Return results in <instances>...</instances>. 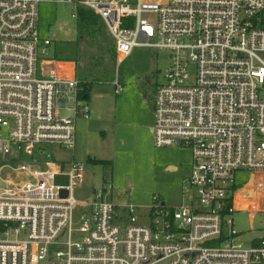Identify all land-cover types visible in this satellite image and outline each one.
Wrapping results in <instances>:
<instances>
[{
	"label": "built area",
	"instance_id": "2783aa9c",
	"mask_svg": "<svg viewBox=\"0 0 264 264\" xmlns=\"http://www.w3.org/2000/svg\"><path fill=\"white\" fill-rule=\"evenodd\" d=\"M42 1L96 12L118 61L135 46L168 52L152 133L191 150L177 205L153 195L141 223V206L105 186L75 199L83 162L43 144L74 148L89 83L46 56ZM0 180V264H264V235L244 245L230 217L264 211V0H0Z\"/></svg>",
	"mask_w": 264,
	"mask_h": 264
},
{
	"label": "rangeland",
	"instance_id": "374dc122",
	"mask_svg": "<svg viewBox=\"0 0 264 264\" xmlns=\"http://www.w3.org/2000/svg\"><path fill=\"white\" fill-rule=\"evenodd\" d=\"M38 31L42 38L51 40L47 57L74 60L77 76L91 82L90 114L86 119H76L74 148L43 144L55 161L83 162V176L74 188L75 199L87 201L93 187L105 186L107 197L114 202L130 201L141 206V223L153 195H159L167 205H177L182 179L191 170V150L184 145L156 146L150 130L152 94L154 86L164 81L168 52L135 46L118 61L114 39L104 20L90 8L74 10L72 4L62 2L39 3ZM115 81L122 86L119 93L114 91ZM88 158L110 163H91ZM247 177L248 172L237 173L239 187ZM78 210L76 206L75 218ZM230 217L237 240L244 245L264 235V211L236 210Z\"/></svg>",
	"mask_w": 264,
	"mask_h": 264
},
{
	"label": "trees",
	"instance_id": "16d2710c",
	"mask_svg": "<svg viewBox=\"0 0 264 264\" xmlns=\"http://www.w3.org/2000/svg\"><path fill=\"white\" fill-rule=\"evenodd\" d=\"M90 87H91V82H89L88 91L90 90ZM88 161L91 162V163H101V164L110 163L109 160L96 159V158H88ZM252 241H253V243H255L256 239H253Z\"/></svg>",
	"mask_w": 264,
	"mask_h": 264
},
{
	"label": "crops",
	"instance_id": "0c3cea01",
	"mask_svg": "<svg viewBox=\"0 0 264 264\" xmlns=\"http://www.w3.org/2000/svg\"><path fill=\"white\" fill-rule=\"evenodd\" d=\"M76 64H77V62H76ZM77 73H78V71H77ZM78 78L80 79V80H82V81H84V82H88V81H85V80H83V79H81L79 76H78ZM89 83V82H88ZM90 89H91V87H90ZM89 93H90V90H89ZM89 102V101H88ZM80 118H82V117H80ZM78 119V118H77ZM85 119V118H84ZM75 124H76V121H75ZM75 130H76V125H75ZM150 130L152 131V126L150 127ZM261 237V236H260ZM255 238H258V237H255ZM255 238H253V239H255ZM252 239V240H253ZM251 240V241H252Z\"/></svg>",
	"mask_w": 264,
	"mask_h": 264
},
{
	"label": "flooded vegetation",
	"instance_id": "af4514ba",
	"mask_svg": "<svg viewBox=\"0 0 264 264\" xmlns=\"http://www.w3.org/2000/svg\"><path fill=\"white\" fill-rule=\"evenodd\" d=\"M156 89H157V85L154 86V93L152 94L153 96H155Z\"/></svg>",
	"mask_w": 264,
	"mask_h": 264
},
{
	"label": "water",
	"instance_id": "95a60500",
	"mask_svg": "<svg viewBox=\"0 0 264 264\" xmlns=\"http://www.w3.org/2000/svg\"><path fill=\"white\" fill-rule=\"evenodd\" d=\"M176 145H178V141L176 142ZM0 185H3V183L1 182V180H0Z\"/></svg>",
	"mask_w": 264,
	"mask_h": 264
}]
</instances>
